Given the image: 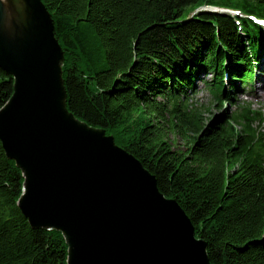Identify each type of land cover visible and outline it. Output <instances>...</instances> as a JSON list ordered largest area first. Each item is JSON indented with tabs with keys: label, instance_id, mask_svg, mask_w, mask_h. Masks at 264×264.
<instances>
[{
	"label": "trees",
	"instance_id": "trees-1",
	"mask_svg": "<svg viewBox=\"0 0 264 264\" xmlns=\"http://www.w3.org/2000/svg\"><path fill=\"white\" fill-rule=\"evenodd\" d=\"M41 1L64 55L68 110L155 176L212 264H264V112L235 101L264 72V0ZM199 82L233 106L205 127L188 114ZM12 91L0 67V108ZM23 180L0 140V264H68L62 233L20 210Z\"/></svg>",
	"mask_w": 264,
	"mask_h": 264
},
{
	"label": "water",
	"instance_id": "water-1",
	"mask_svg": "<svg viewBox=\"0 0 264 264\" xmlns=\"http://www.w3.org/2000/svg\"><path fill=\"white\" fill-rule=\"evenodd\" d=\"M63 60L41 0H0V67L13 78L0 140L22 171L30 225L62 233L68 264H212L155 176L68 110Z\"/></svg>",
	"mask_w": 264,
	"mask_h": 264
},
{
	"label": "rangeland",
	"instance_id": "rangeland-1",
	"mask_svg": "<svg viewBox=\"0 0 264 264\" xmlns=\"http://www.w3.org/2000/svg\"><path fill=\"white\" fill-rule=\"evenodd\" d=\"M203 8L214 9L213 6L206 5ZM216 9V8H215ZM264 59V57H263ZM264 72L257 71V82L254 83L255 86L251 89L248 84L242 86V93L237 94V98L235 101L239 103H244V101L252 103V107L254 108H262L264 112V86L262 87V94L258 95L257 91L261 86V78L264 76ZM206 79L210 80V76ZM188 114H192L193 112L199 113V117L203 121V127L214 121L215 119L220 120L224 116L231 113L233 109L232 102H224L222 104L217 103L209 92L207 86L204 83L199 82L196 85V89L193 92L189 93L188 98ZM264 125V122H263ZM170 138H174L175 147H179L183 149L185 147L184 139L180 136H177L173 133L169 134Z\"/></svg>",
	"mask_w": 264,
	"mask_h": 264
},
{
	"label": "bare ground",
	"instance_id": "bare-ground-1",
	"mask_svg": "<svg viewBox=\"0 0 264 264\" xmlns=\"http://www.w3.org/2000/svg\"><path fill=\"white\" fill-rule=\"evenodd\" d=\"M264 75V74H263ZM261 86L259 88V90L257 91V94L258 95H261L263 92H262V87L264 86V76L261 78Z\"/></svg>",
	"mask_w": 264,
	"mask_h": 264
}]
</instances>
